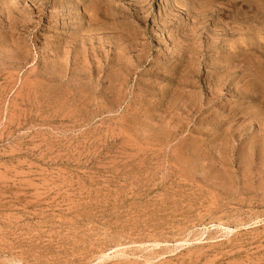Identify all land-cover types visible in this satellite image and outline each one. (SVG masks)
<instances>
[{
    "label": "rangeland",
    "instance_id": "obj_1",
    "mask_svg": "<svg viewBox=\"0 0 264 264\" xmlns=\"http://www.w3.org/2000/svg\"><path fill=\"white\" fill-rule=\"evenodd\" d=\"M0 264H264V0H0Z\"/></svg>",
    "mask_w": 264,
    "mask_h": 264
}]
</instances>
